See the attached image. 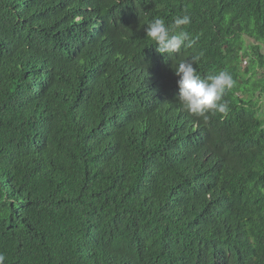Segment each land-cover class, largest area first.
Segmentation results:
<instances>
[{
  "label": "trees",
  "instance_id": "16d2710c",
  "mask_svg": "<svg viewBox=\"0 0 264 264\" xmlns=\"http://www.w3.org/2000/svg\"><path fill=\"white\" fill-rule=\"evenodd\" d=\"M184 14L194 43L158 53L148 23ZM245 37L264 43V0H0L5 264H264ZM192 57L232 75L226 116L180 107L171 65Z\"/></svg>",
  "mask_w": 264,
  "mask_h": 264
},
{
  "label": "clouds",
  "instance_id": "9594fccd",
  "mask_svg": "<svg viewBox=\"0 0 264 264\" xmlns=\"http://www.w3.org/2000/svg\"><path fill=\"white\" fill-rule=\"evenodd\" d=\"M191 19L190 15L184 14L167 24L163 18H155L148 23L146 36L156 45L158 53H166L167 56L180 53L182 47H190L194 43L189 40V34L185 31ZM197 60L198 57H192L180 61L175 66L171 65L178 77L176 83L179 91L176 100L182 110L205 121L209 119L210 113L226 116L230 108L223 96L235 84L232 75L227 71H219L202 78L193 66ZM5 259V256L0 254V264H5Z\"/></svg>",
  "mask_w": 264,
  "mask_h": 264
},
{
  "label": "crops",
  "instance_id": "0c3cea01",
  "mask_svg": "<svg viewBox=\"0 0 264 264\" xmlns=\"http://www.w3.org/2000/svg\"><path fill=\"white\" fill-rule=\"evenodd\" d=\"M244 39H245L244 51L251 54L250 48L253 45H261V51L262 54L264 55V44L255 43L252 39L247 37H245ZM263 70L264 67L261 65V62L257 61V58L256 59H253L252 57L251 59L246 58L245 61L241 62L240 72L244 75L247 72V77L245 79L246 84L248 85L247 88L249 87L256 90V95L255 96L252 95L251 97H249V95L242 94L241 92H239L238 94L244 99L251 98V103L256 106L259 115L264 122V93L259 94L260 91L263 90L264 88Z\"/></svg>",
  "mask_w": 264,
  "mask_h": 264
},
{
  "label": "rangeland",
  "instance_id": "374dc122",
  "mask_svg": "<svg viewBox=\"0 0 264 264\" xmlns=\"http://www.w3.org/2000/svg\"><path fill=\"white\" fill-rule=\"evenodd\" d=\"M263 44H264V43H263ZM248 88H249V87H248ZM240 91H241V90H240ZM242 93H243V92H242ZM244 94H245V93H244ZM250 94H251V95H249V97H251L252 95L255 96V95H256V91H253V92H251ZM245 95H246V94H245ZM246 100H248V98H246Z\"/></svg>",
  "mask_w": 264,
  "mask_h": 264
}]
</instances>
